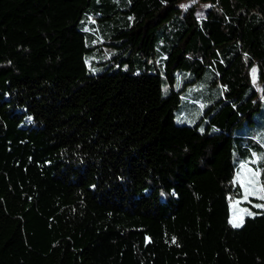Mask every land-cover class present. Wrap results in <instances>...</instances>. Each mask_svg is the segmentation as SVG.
Instances as JSON below:
<instances>
[{"label": "trees", "instance_id": "trees-1", "mask_svg": "<svg viewBox=\"0 0 264 264\" xmlns=\"http://www.w3.org/2000/svg\"><path fill=\"white\" fill-rule=\"evenodd\" d=\"M181 1L0 0V264H264V0Z\"/></svg>", "mask_w": 264, "mask_h": 264}, {"label": "rangeland", "instance_id": "rangeland-1", "mask_svg": "<svg viewBox=\"0 0 264 264\" xmlns=\"http://www.w3.org/2000/svg\"><path fill=\"white\" fill-rule=\"evenodd\" d=\"M195 5L196 13L199 18H203L207 10L209 8L208 4L201 2L200 0H183L179 3L182 13L185 12L189 5ZM113 48L112 45L108 46V49ZM255 70V71H254ZM252 78L255 83H257V87L260 90L258 84V66L254 65L252 69ZM166 92V88H164ZM197 103V102H195ZM194 101L192 97L186 96L183 98L180 106L176 108V121L178 123H188L192 124L198 121L202 114L203 110H195L193 107ZM240 131V130H239ZM242 131V130H241ZM255 173V175H254ZM237 181L242 187V194L231 201V209H232V220L233 223L241 224L244 220V217L250 213L252 210L250 205L255 204V201H260L258 197L264 195V187L260 179V173L256 169H254L247 162L242 163L239 167V171L237 173ZM245 189H248L251 194L247 196L245 199ZM258 201V202H259ZM260 202L258 204H260ZM263 202V201H262ZM261 202V203H262Z\"/></svg>", "mask_w": 264, "mask_h": 264}, {"label": "snow or ice", "instance_id": "snow-or-ice-1", "mask_svg": "<svg viewBox=\"0 0 264 264\" xmlns=\"http://www.w3.org/2000/svg\"><path fill=\"white\" fill-rule=\"evenodd\" d=\"M254 71H255V70H254ZM254 175H255V173H254ZM249 194H251V193L249 192V190H248V189H245V199H247V196H248ZM258 198L261 199V200H264V195H261V196H259ZM255 207H258V208H264V204L255 205ZM249 215H251V213H249ZM240 226H241V224H238V223L233 224V227H240Z\"/></svg>", "mask_w": 264, "mask_h": 264}]
</instances>
